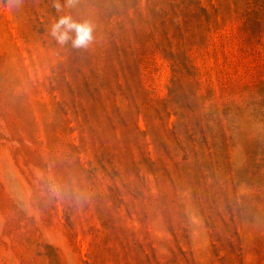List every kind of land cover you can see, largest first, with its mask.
Instances as JSON below:
<instances>
[{
	"label": "rangeland",
	"instance_id": "1",
	"mask_svg": "<svg viewBox=\"0 0 264 264\" xmlns=\"http://www.w3.org/2000/svg\"><path fill=\"white\" fill-rule=\"evenodd\" d=\"M0 264H264V0H0Z\"/></svg>",
	"mask_w": 264,
	"mask_h": 264
},
{
	"label": "clouds",
	"instance_id": "2",
	"mask_svg": "<svg viewBox=\"0 0 264 264\" xmlns=\"http://www.w3.org/2000/svg\"><path fill=\"white\" fill-rule=\"evenodd\" d=\"M23 3V0H8V6L19 7ZM77 3V0H64V4L61 5L60 0H54V7L57 12H61L63 8H73ZM93 26L85 20L78 22L72 18L70 14L62 15L52 25L51 35L60 45H65L71 41V45L74 48L87 47L93 40L92 36ZM73 33L75 34L73 36Z\"/></svg>",
	"mask_w": 264,
	"mask_h": 264
}]
</instances>
